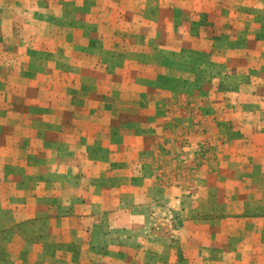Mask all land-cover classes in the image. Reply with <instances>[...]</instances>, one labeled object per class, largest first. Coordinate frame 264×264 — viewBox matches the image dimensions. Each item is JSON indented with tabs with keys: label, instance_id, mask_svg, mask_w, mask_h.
I'll use <instances>...</instances> for the list:
<instances>
[{
	"label": "rangeland",
	"instance_id": "obj_1",
	"mask_svg": "<svg viewBox=\"0 0 264 264\" xmlns=\"http://www.w3.org/2000/svg\"><path fill=\"white\" fill-rule=\"evenodd\" d=\"M39 1L0 38V264H264V0H173L118 56Z\"/></svg>",
	"mask_w": 264,
	"mask_h": 264
},
{
	"label": "crops",
	"instance_id": "obj_2",
	"mask_svg": "<svg viewBox=\"0 0 264 264\" xmlns=\"http://www.w3.org/2000/svg\"><path fill=\"white\" fill-rule=\"evenodd\" d=\"M118 1L42 0L47 10L53 15L52 18L61 20L65 13L67 15L75 14V22L84 26L81 27V30H76L72 27H62V29L58 28L55 31L48 30L49 32L47 35L52 37L61 36L64 38L73 37V43H79V53L94 51L106 54L111 52L112 49H110V46L116 44L123 47L122 51H124V53H128L130 48H135V53L137 52L138 54L149 53L152 49H150V45L145 43L144 40H147V36L158 35L153 32L156 31L155 26L156 20L158 19V13L156 12L158 10L175 12L172 7L174 5L173 0ZM37 3L40 4V1L0 0V38L6 40L13 35L17 37L18 32L14 30V25L16 21H18L17 19L20 18L21 14L27 13L29 8L32 9ZM147 8L149 11L148 14L145 15L144 12ZM171 19L174 20L175 15ZM86 26L89 28H86ZM9 51L10 50H7V52ZM140 65L144 66V64ZM148 67H150V65ZM100 93H98V95H100ZM98 95L95 97V102L100 103L101 99ZM65 147L68 150L67 143ZM228 218L229 217L224 214L209 213L196 216L193 219L203 222H216L224 221ZM182 245V243L178 242V249L181 248ZM216 259L218 260L217 262H215ZM177 261L178 264H224V260L218 255L192 254L187 251L178 253Z\"/></svg>",
	"mask_w": 264,
	"mask_h": 264
},
{
	"label": "trees",
	"instance_id": "obj_3",
	"mask_svg": "<svg viewBox=\"0 0 264 264\" xmlns=\"http://www.w3.org/2000/svg\"><path fill=\"white\" fill-rule=\"evenodd\" d=\"M110 49H112L110 52V54L112 55L118 56L119 54L124 53V51H122L123 47L120 48V46L117 44L110 46ZM140 67L143 68V66H140ZM158 77L156 78V81L161 83V80L164 79L163 78L164 76H162V78L160 76ZM107 94H108L107 92H102V94L99 96L101 99L100 103H97V104L95 103L96 105L95 104H94L95 106L92 105L93 107L91 106L92 108L88 110L89 112H93L96 109V114L99 116L102 115L100 120H102V118H104L105 115L107 116L108 113H111V114H114V116H117V110L113 106L107 104ZM84 112L87 113V111H84ZM122 118H124V116L119 115L118 120H115L112 122L113 127H117L116 124H119Z\"/></svg>",
	"mask_w": 264,
	"mask_h": 264
}]
</instances>
